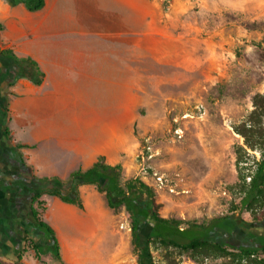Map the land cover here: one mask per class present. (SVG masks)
Listing matches in <instances>:
<instances>
[{
    "label": "crops",
    "instance_id": "crops-1",
    "mask_svg": "<svg viewBox=\"0 0 264 264\" xmlns=\"http://www.w3.org/2000/svg\"><path fill=\"white\" fill-rule=\"evenodd\" d=\"M43 1L40 10L29 12L0 0V50L32 59L44 75L39 86L21 78L7 87L13 72L0 58V92H8L9 128L23 137L9 131L11 143L24 146L19 152L32 175L60 180L87 170L99 156L125 174L134 168L131 72L169 71L154 76L160 84L176 83L177 71L201 67L196 51L223 42L226 12L248 5L247 0ZM20 177L30 188V177ZM78 191L82 210L41 197V218L55 232L59 262L46 255L42 263L33 252L31 259L17 261L16 247L14 259L6 255L4 264H113L107 243L112 231L106 226L110 209L94 186Z\"/></svg>",
    "mask_w": 264,
    "mask_h": 264
},
{
    "label": "rangeland",
    "instance_id": "rangeland-1",
    "mask_svg": "<svg viewBox=\"0 0 264 264\" xmlns=\"http://www.w3.org/2000/svg\"><path fill=\"white\" fill-rule=\"evenodd\" d=\"M247 1L245 10L232 7L226 12L222 19L224 39L219 46L209 42L195 52L202 57L199 69L177 71V82L171 85L160 84L154 76L169 71H137L145 76L131 72L129 130L136 166L130 167L126 174L122 172L124 179L138 178L151 187L163 218L208 223L233 215L242 228L235 229L226 239L233 246L250 243L245 239L244 229L253 223L250 213L240 207L242 194L235 187L238 179L234 151L242 145V138L234 127L251 111L253 95L264 92V0ZM131 65L137 66V60H131ZM7 93L0 92L2 115L3 108L8 111ZM185 113L193 118L181 119ZM8 115L7 112L5 116ZM6 125L14 138H23L13 126L9 128L8 122ZM177 126L182 129L181 138L173 134ZM147 144L158 156L143 164L135 156ZM6 145L0 133V154ZM249 154L250 160L252 156L259 159L258 153ZM12 161L0 156V183L5 179L8 184L17 183L16 177L10 180L14 170L7 168ZM154 172L163 175L174 187L173 193L154 187L151 179ZM24 176L27 181L29 175ZM27 200L16 188L7 196L0 193V222L5 227L3 230L0 224V264L9 256L14 259L12 249L26 247L30 240L39 243L45 239L34 230ZM106 223L112 231L107 243L112 244L113 264H150L148 255L154 264H197L188 253L167 251L153 244L145 247L147 228L141 231V249L135 251L131 229L130 232L120 229L122 223L130 227L129 213L122 207L109 210ZM25 250L22 256L31 259L32 251ZM39 260L47 261L46 255H40ZM203 264H227V259H206Z\"/></svg>",
    "mask_w": 264,
    "mask_h": 264
},
{
    "label": "trees",
    "instance_id": "trees-1",
    "mask_svg": "<svg viewBox=\"0 0 264 264\" xmlns=\"http://www.w3.org/2000/svg\"><path fill=\"white\" fill-rule=\"evenodd\" d=\"M4 1L11 5L22 4L29 12L38 11L44 5L43 0ZM0 58L9 62V71L13 72L7 87L21 78L35 86L42 83L44 75L32 59L18 58L9 49L0 50ZM251 106L245 119L234 127V132L242 138V145L234 151L238 179L235 187L242 194L240 207L250 213L253 221L251 227L244 229L245 239L250 243L245 242L239 246L226 242L235 229H242L241 222L233 215L214 218L208 223H184L177 219L163 218L159 215L160 205L155 201L151 187L138 178L124 179L121 166L106 164L103 156L97 157L87 170L70 173L66 180L35 177L19 152L24 146L11 143L6 125L8 117L5 116L8 111L3 108V115L0 113V133L7 145L0 156L13 159L12 163L7 164V168L14 170V175L9 173L10 176L12 174L10 180L16 177L17 183L8 184V179H5L0 183V193L7 196L14 188L20 195L27 191L28 215L33 221L34 230L45 237L39 243L32 240L27 242L25 238L23 243L27 242L29 245L15 252L16 260L19 261L26 252L25 249H28L37 260L40 255H50L59 262V245L55 232L41 218L45 209V202L41 197L53 196L82 210L78 188L91 185L103 195L107 208L116 210L122 207L129 213L131 244L137 252L141 249V231L147 228L145 247L153 244L167 251L171 249L188 253L190 259L197 264H203L206 259H227V264H264V226H261L264 224V92L253 95ZM249 152L258 153L259 159L252 156L250 160ZM5 171L7 173L8 170ZM20 175H29L32 183L30 188L25 186L24 181L21 182ZM0 224L4 230L2 221ZM148 257L150 264H154L151 257Z\"/></svg>",
    "mask_w": 264,
    "mask_h": 264
},
{
    "label": "built area",
    "instance_id": "built-area-1",
    "mask_svg": "<svg viewBox=\"0 0 264 264\" xmlns=\"http://www.w3.org/2000/svg\"><path fill=\"white\" fill-rule=\"evenodd\" d=\"M161 3L166 4L169 2V0H159ZM193 115L189 114V113H185L182 115L181 119L187 120V119H192ZM174 123L177 124V120H174ZM182 129L177 126L173 129V134L177 137V138H181L182 137ZM158 153L155 152L152 147L150 146V144H147L146 146H143V148L141 149V151H139L136 156L135 159L136 160H140L141 163H146L151 161L152 159L156 158L158 155ZM153 185L156 189L158 190H164L166 189L167 191H169L170 193L174 192V187L171 184H168L167 180L164 178L163 175L158 174L157 172L152 173L151 176ZM120 229L126 231V232H130V227L128 224H120Z\"/></svg>",
    "mask_w": 264,
    "mask_h": 264
},
{
    "label": "bare ground",
    "instance_id": "bare-ground-1",
    "mask_svg": "<svg viewBox=\"0 0 264 264\" xmlns=\"http://www.w3.org/2000/svg\"><path fill=\"white\" fill-rule=\"evenodd\" d=\"M66 231V230H65Z\"/></svg>",
    "mask_w": 264,
    "mask_h": 264
}]
</instances>
